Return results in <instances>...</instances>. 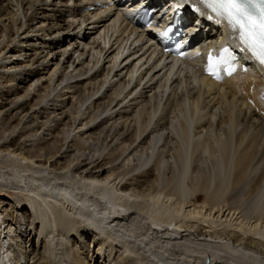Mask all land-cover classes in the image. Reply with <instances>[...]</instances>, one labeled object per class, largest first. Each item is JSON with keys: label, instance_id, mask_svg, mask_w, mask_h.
<instances>
[{"label": "bare ground", "instance_id": "bare-ground-1", "mask_svg": "<svg viewBox=\"0 0 264 264\" xmlns=\"http://www.w3.org/2000/svg\"><path fill=\"white\" fill-rule=\"evenodd\" d=\"M46 1L40 0L37 7L35 4L39 2L35 0H20V7L25 12L24 24L13 12L11 0L6 7L0 2V53L3 50L7 51L5 57L0 60V113L3 110H6V113L8 111L4 117L0 118V160L7 159L4 160L6 170L11 171L13 176L18 178L15 183L8 186L14 187L17 191H24L23 188H25L30 196L27 199V206L33 209L34 215L28 211L24 212L25 214L21 213L23 219L20 217V220L12 223L13 226L14 223L19 225L21 221L24 220L23 223L26 221L24 236L39 237L36 241L38 243L33 242L35 247L30 245L29 252L31 251L37 257L41 238L44 239L41 242H45L44 246L47 247V250L42 251V256L43 254L46 256L44 257L46 264H56L54 262L56 259L58 264L64 261L61 258L62 253L60 255L54 246L53 240L57 241L59 234L56 229L58 227L53 228L50 222L51 216L47 211L51 210L62 217V219L57 218L59 219L57 223L66 226L68 233L74 230L79 234L73 238L72 244L76 241L83 250L88 248L87 240L92 239L89 248H92L93 256L94 249L98 248L96 252L99 250L102 252L105 248L103 253H107L111 261L122 257L125 262L134 261L133 264H185L184 261L189 264L188 260L180 261L176 254L188 252L192 256L206 255L205 261L209 257L213 264L221 262L230 264L229 258L220 257L216 253V249L219 248L226 250L227 253L229 251L233 255H240L242 260L254 258L258 259L257 263L264 264V197L261 203H252L254 206L251 205L249 208V210L252 209L250 213L247 212L249 205L245 207V202L240 204L242 201H239L241 194L247 192L244 191L246 188L247 194L251 195L260 192L261 186H264L263 176L255 186L254 184L250 186L249 183L252 174L260 170L258 165L254 164H264V100L259 98V95L264 96V69L249 57H245L244 60L253 70L252 73H237L218 83L201 75V71L195 68L197 59L173 60L174 65L178 63L176 71L170 72L172 75L166 76L164 80L162 77L159 78L163 83L161 82L158 89L164 88V85L169 83V86L166 85L163 89V93L166 92L168 96L173 86L176 87L175 93L166 97L168 105L157 123L159 126L149 130L147 125L149 126L153 120L152 115L155 116L156 110L151 108L149 112L146 108L149 103L146 98L149 96L145 94L152 89V86L151 83H144L145 85L143 84L140 89L137 88L140 87L139 82L144 76L154 71L151 79L152 77L155 79L154 76L159 75L158 72L166 67L168 62L161 59L162 55L156 48L152 49L147 44L144 45L147 33L141 32L139 37V39L141 36L145 38L143 45H133L134 42H130L128 48H131V51L123 56V48L128 39L124 40V46L118 44L115 48L112 43L110 44V39L105 44L104 39L108 35L111 37L112 28L104 30L102 35L104 45L96 38H91V34L106 21L108 14L103 13L106 10L111 11L115 5L107 6L95 18L97 12L83 11L88 6L95 5L93 2L97 0ZM70 1L73 2L72 8L67 6ZM100 7L94 8L100 9ZM28 13L29 16H27ZM66 16L82 17V22H87L91 17L95 19L92 18V21L87 22L90 27L79 32L80 25L73 26V22H65ZM129 21L130 17L127 16L125 23L130 25ZM211 22L215 25L212 26ZM36 23L44 26L40 34L33 30ZM24 25L26 26L24 31L18 34ZM87 28L90 29L87 30ZM188 28L189 31L197 33L194 45L212 47L227 39L222 35L225 28L222 25L219 27L214 20L203 23V26L190 24ZM136 29L132 26L133 31ZM64 31L73 32L67 37H72L73 42H68L66 47L61 46L63 39L55 37ZM15 38L19 40L16 45L13 44ZM70 45H74L71 46V53L67 51ZM80 47L81 50H79ZM87 49L86 59L89 57V63L93 58L91 51L96 53L98 57L94 63L96 65L99 57L103 60L109 58L116 49L113 57H110L114 65L107 70L106 75L102 71L97 73L98 69H94L95 65L92 64L90 67L86 59L85 62L79 60ZM74 52L75 54L78 52L77 61L71 59ZM140 52L142 54H139ZM50 53L54 54L53 57L56 56L50 60H56L58 55L59 59L55 61L54 69L48 74V81L45 79L41 81L44 77L42 73L50 62V60L46 62ZM21 55H24L23 60L31 62L35 67L33 69L22 67ZM134 56L137 63L144 57L145 60L136 67L137 63L132 65L130 61V58L133 59ZM152 56H154L153 61L149 64L148 61ZM119 57H122L121 62L124 61L118 64ZM61 58H64V63L73 66L72 71H77V76H73L72 71L65 74V69L63 72L56 69ZM138 70H140L137 74L138 84L134 82L132 84V76ZM58 71L59 76H56ZM194 72L199 75V85L193 81V79L197 80L192 78ZM111 74L113 77L109 81L108 77ZM127 74L130 79H126ZM82 75L86 79L84 87L81 88V83L78 81L73 86H64L43 105L44 101L48 100L49 94L63 80L67 77L71 79ZM88 75L91 76L88 77ZM55 76V84H58L56 86L54 84L51 89ZM179 77L180 80L185 81L190 79V89L185 87V92L183 91L182 86H179ZM30 79H33L32 83L36 82L33 88L32 83L26 84ZM98 80L99 87H96ZM44 83L46 86L43 85ZM86 84L87 87H85ZM64 88L71 89V94L65 96L67 94L61 92ZM99 88H105L102 97L92 99L99 93ZM42 91H44L43 95L40 93ZM122 94L124 96L120 100ZM143 97L145 100H142ZM151 97L156 98V95ZM157 97L161 96L158 94ZM19 98L24 99L19 102ZM118 98L120 101H117ZM249 99L253 100V105L249 103ZM125 100L129 102L128 105H124L126 107H123L122 111H114ZM188 100L192 104L185 107ZM88 102L91 103L83 114L81 108ZM139 103L140 105L144 103L142 109H136ZM65 107H67L66 112L63 110ZM128 107L131 109L130 113H128ZM109 110L111 111L109 116L103 118V114L105 113L106 116ZM80 112L82 114L77 124L78 130L68 141L73 130L72 126L78 120ZM179 112L183 113L182 117H178L177 124L169 130V126L174 123L169 115ZM73 114L75 115L72 116ZM40 118H44L45 121L38 122ZM141 118H143L142 122H140ZM90 122L93 123L89 124ZM132 122L136 124L131 126ZM238 129H241L239 133ZM38 131L41 136L38 135L35 138ZM163 131L167 132V138L164 139V145H161L162 149L159 148L160 153L157 152L158 155L153 157L154 134L158 136L157 139H160L163 138L161 135ZM194 131L198 137L194 138ZM150 137L153 138L150 140ZM97 149H99L98 152H96ZM130 159L134 163L131 164V170L128 169ZM207 160L210 163L209 166L205 165L209 167L208 171L202 168L203 164H207ZM189 172L194 174V178L188 176ZM213 174L215 176L212 177ZM1 178L0 174V181H2ZM161 185H164V189H160ZM229 190H233L232 193L236 194L229 195ZM101 197L121 206L115 208L107 200L100 199ZM18 206L20 210H24L22 204ZM104 211L108 213L107 216ZM64 212H68V215L65 216ZM5 218L0 217L2 240L9 237L5 236L6 232H4ZM113 224L114 228L119 230L123 228L125 233L134 228L135 231H140L142 235L153 239L152 241L162 242L161 248L165 243L171 255L162 256L157 249L152 252L146 247H141L140 244H133L129 238L132 237L134 229L131 235L122 234V230H120L121 233L117 230L119 232L117 234L113 232L114 228L107 233L106 230H109ZM19 226L17 228L20 231L23 228ZM90 228L94 231H89ZM65 235L62 234L61 237ZM101 235L104 238L100 237ZM23 238L20 234L17 236V240L21 243ZM181 238L184 240L190 238L191 242L184 243H189L191 247L184 243L179 245ZM109 241L115 243L109 245L110 247L106 246L108 244L104 245ZM197 241L200 243L206 241L204 242L207 243L206 245L216 249L209 252L210 255L207 254L209 250L205 246L199 247L202 250L198 251L193 248L194 244L199 245ZM17 243H15L16 246H18ZM60 243L62 244V241ZM2 247L4 248V245H0V250ZM116 247L121 251L115 250ZM58 248L61 249V247ZM85 250L83 252L86 253ZM216 254L218 256H215ZM232 254L230 257L233 256ZM65 257L66 259L68 257L66 252ZM217 258L220 259L219 262ZM209 259L205 263H208ZM37 261L38 259L34 263L37 264ZM4 263L6 264L5 261ZM65 264H68L67 261Z\"/></svg>", "mask_w": 264, "mask_h": 264}, {"label": "rangeland", "instance_id": "rangeland-1", "mask_svg": "<svg viewBox=\"0 0 264 264\" xmlns=\"http://www.w3.org/2000/svg\"><path fill=\"white\" fill-rule=\"evenodd\" d=\"M32 1V0H31ZM38 4H35V6L37 5V7H38V5L40 4V0H35ZM48 1V0H47ZM46 1V2H47ZM100 1H105V0H97V2H100ZM0 2L4 5V7H6V6H8V4H10L9 3V0H0ZM11 2H12V4H13V12L15 13V15L16 16H18V18L21 20V22H22V24H24V22H25V20L26 19H23V15H24V13L25 12H23V8H21L20 7V0H18V2L16 1V0H11ZM49 2V1H48ZM89 2V1H88ZM25 3V2H24ZM23 3V4H24ZM93 3H95V2H93ZM17 4H19V5H17ZM68 7H73V2H68V5H67ZM98 7V6H100V5H90V6H88L86 9H84V11L83 12H87V11H94V12H97V15L95 16V18L98 16V15H100V13H102V10H104L105 8H107V6H101L100 7V9H95L94 7ZM108 7H112V5H108ZM26 8V7H25ZM19 11V12H18ZM116 10H114V9H112L111 11H109V10H106L103 14L104 15H107L108 14V16L105 18L106 19V21L103 23V25H101V27L99 26V28L94 32V33H92L91 34V38H96L97 40H99V42L102 44V45H104L103 44V40H102V35L104 34V30H106L107 28H109V29H111V32H110V34H112L111 35V37H110V35H108L107 37H105L106 39H104L105 40V44H107V42H108V40L110 39V44L112 43L113 44V47L115 48L118 44H122L123 46L125 45V41L128 39V41H127V44H126V46H125V48H123V50H124V54H123V56H125L126 54H128L129 53V51H131V48L129 49L128 48V46H129V43L130 42H134V44L133 45H138V46H141V45H143L142 43H144V41H145V38L144 37H142L141 36V39H139V37H140V35H141V31H140V29L138 28V29H136L135 31H133L132 30V26L131 25H127L126 23H125V21L123 20V18H125L126 17V14L125 13H123V14H117V12H115ZM113 12H114V14H113ZM27 16H29V13H28V15ZM91 16V15H90ZM27 18V17H26ZM72 16H66L65 18H64V21L65 22H69V23H71V22H73V26L75 25H77V24H79L80 26V28L78 29V31L79 32H81V31H83L86 27H90V25L89 24H87V22H89L90 20L92 21V18L93 17H91V19H89V20H87V22H82V17H79V16H77V17H75V18H73ZM95 18H93V19H95ZM82 22V23H81ZM36 26H35V29H33L34 31H36L37 33H42V29L44 28V26L42 25H40L39 23L37 24H35ZM25 25L24 26H22V29L21 30H19L18 31V34H20V33H22L23 31H24V29H25ZM83 27V28H82ZM124 27V28H123ZM126 27V28H125ZM38 29V30H37ZM83 29V30H82ZM90 28H87V30H89ZM124 29V30H123ZM123 30V31H122ZM33 31V33H36V32H34ZM76 32H77V27H76ZM126 32H127V34H126ZM71 33H73V32H69V31H64V32H60L58 35H56L55 37H58V38H60V39H63L64 41L61 43V46L63 47H66L67 46V44H68V42L69 43H72L73 42V38L71 37V38H67V37H69L70 35H71ZM126 34V35H125ZM78 35H82L81 33H78ZM100 35V36H99ZM94 36V37H93ZM100 37V38H99ZM125 40V41H124ZM137 40V41H136ZM19 42V40H18V38H15V40H14V42H13V44L14 45H16V44H18V42ZM87 41V40H86ZM123 43H122V42ZM82 42H84V41H82ZM81 42V43H82ZM116 43V44H115ZM146 43H144V45H145ZM12 46V45H11ZM71 46H74V45H70L69 46V48L67 49V51L69 52V53H71V50H72V47ZM82 46V45H81ZM75 47H73V49H74ZM88 48V47H87ZM152 49H154V48H152ZM79 50H81V47L79 48ZM87 51H88V49L86 50V53L84 54V56L82 55V57H80L79 58V55H78V52H76V54H75V52L74 53H72V57H71V59H72V61L73 60H75V61H77V57L79 58V60H82V61H84L85 62V59H86V55H87ZM7 51H5V50H3L2 51V53H0V60L3 58V57H5V53H6ZM116 52V49H115V51L114 52H112V56H110V57H113V55H114V53ZM90 54H93V58H92V61H90V63H89V57H87V59H86V63H89V66L91 67L92 66V64H94L95 63V60L96 59H98V57L96 56V53L94 52V51H91V53ZM139 54H142L141 52L139 53ZM54 55V54H53ZM53 55H52V53H50L49 55H48V58L46 59V62H48L47 60H50V58H55V57H53ZM138 55V54H137ZM136 55V56H137ZM52 56V57H51ZM122 56V57H123ZM136 56H134V58L132 59V58H130V61H131V64L133 65V64H135V63H137V59L136 60H134L135 59V57ZM21 57V61H23L22 62V67H25V69H33L34 67H35V65L33 66V64L30 62H28V61H26V60H23L24 59V55H21L20 56ZM66 57H67V55H66ZM106 58V59H102V57L100 58L99 57V62L97 63V65L96 64H94L95 65V68L94 69H98V71H97V73H99V72H103L105 75H106V73H107V70H110V67H112L113 65H114V63L112 64V58ZM122 57H119V60L117 61L118 62V64H119V62H121V59H122ZM58 59H59V55H58V58H56V60H54V59H52V60H50V62H49V64L46 66V70L42 73V74H44V77L42 78V80L41 81H44V79L45 80H47L48 81V74L50 73V72H52V70L54 69V63H55V61H58ZM64 58H61V60H60V62H59V64L56 66V69L57 70H60V72H63L64 71V69H65V74H69L68 72H71L72 70H73V66H69V64L68 63H64ZM145 60V57L143 58V59H141V60H139L138 61V63L136 64V67H138L139 65H141L142 63H143V61ZM124 61V60H123ZM122 61V62H123ZM136 61V62H135ZM153 61V56L149 59V61H148V63L150 64L151 62ZM117 62L115 63V65L117 66ZM121 62V63H122ZM163 62V61H162ZM162 62H161V64H162ZM64 63V64H63ZM86 63H85V65H86ZM147 63V64H148ZM28 64V65H27ZM30 64H32V65H30ZM35 64V63H34ZM160 64V65H161ZM64 65V66H63ZM67 65V66H66ZM64 68H63V67ZM115 66V67H116ZM177 66H178V63L176 64V65H174L172 62H168L167 63V65H166V67H164L162 70H160L159 72H158V74L159 75H155L154 76V78L155 79H153V77H152V79H151V76H152V73L154 72H150V74H148V75H146V76H144V78L139 82L140 84H139V86L140 87H138L137 89H140L141 88V86L145 83V84H150L151 83V86H152V89L150 90V91H148L145 95L146 96H149L148 98H146V100L150 103H148L147 104V106H146V108H148L149 109V112H151V108H153L152 110H156V114H155V116L154 115H152V118H153V120H151V122L149 123V126L147 125V127H149V130L151 129V130H154L157 126H159V124L157 125V123H158V121H159V119L162 117V113L166 110L165 108L167 107V105H168V102L166 101V97H169V95H171V93H172V95H173V93H175V90H176V87L175 86H173L172 88H171V90H170V93H169V95L167 96L166 95V92H164L163 93V89L165 88V86L167 85V87L169 86V83L168 84H166V85H164V88L163 87H161L160 89H158L159 88V85H161L162 83H163V81H161V80H159V78H161L162 77V80H164L165 79V77L166 76H171L172 74L171 73H174L175 71H176V68H177ZM65 67H68V68H65ZM89 67V68H90ZM160 67V66H159ZM170 68V69H169ZM142 69V68H141ZM140 69V70H141ZM172 69H174V70H172ZM195 69V68H194ZM140 70H138L137 71V73H135V74H133V79H132V84H133V82L134 83H137L138 84V72L140 71ZM105 71V72H104ZM168 71H169V73H168ZM171 72V73H170ZM167 73V74H166ZM72 74H73V76H77L78 75V73H77V71H72ZM102 74V73H101ZM166 74V75H165ZM123 75V74H122ZM181 75H183V74H181ZM56 76H59V71H58V74L56 75ZM56 76H55V78L53 79V82H52V85H51V89L53 88V85L55 84V81H56ZM91 75H88V77H90ZM102 76H103V74H102ZM68 77H69V75H68ZM67 77V78H68ZM112 74L108 77V80L110 81L111 79H112ZM126 77V76H125ZM181 77V76H180ZM180 77H179V79H178V81H180V84H179V86H182V88H183V91L185 90V87H187V88H189L190 89V79L188 78L186 81L185 80H180ZM65 79V80H63L62 82H61V84L60 85H58V87L54 90V91H52V93H50L49 94V96H48V100H46V101H44V103H43V105L45 104V103H47L55 94H57V93H59V89H62L64 86L65 87H67V86H73V85H75V82L76 81H78L79 83H81L80 84V86H81V88L82 87H84V83H85V77L82 75V76H79V77H74V78H71V79ZM130 79V77L128 76V74H127V77H126V79ZM183 78V77H182ZM192 78H195V79H197V80H194L193 79V81L197 84V85H199V83H200V81H198V79H199V75L198 74H196V72H194V74H193V77ZM185 79V78H184ZM3 80V79H2ZM31 80H33V79H30V81H28V82H26V84H29V83H32V81ZM114 80V82H116L115 81V79H113ZM137 80V81H136ZM150 80H151V82H150ZM153 80V81H152ZM108 81V82H109ZM126 81V80H125ZM189 81V82H188ZM8 82V81H7ZM15 82V81H14ZM98 82V84H96V87H99V80L97 81ZM162 82V83H161ZM186 82V83H185ZM25 84V85H26ZM46 83H44L43 85L44 86H46L45 85ZM58 84V83H57ZM57 84H55V86L57 85ZM83 84V85H82ZM144 84V85H145ZM187 84V85H186ZM34 85H36V82H34V83H32V85H31V87L33 88L34 87ZM85 87H87V84H86V86ZM107 87V83H106V85H105V88ZM105 88H102V89H100L99 90V93H97V95L96 96H94L92 99H97V98H99V97H102V95H103V93H104V91H105ZM167 89V88H166ZM86 90V89H85ZM127 90V89H126ZM87 91V90H86ZM169 91V90H168ZM180 91V90H179ZM62 93L64 92V93H66L67 95H65V96H68V95H70L71 94V89H65L64 88V90H62L61 91ZM127 92V91H126ZM137 92V91H136ZM185 92V91H184ZM41 93V95H43L44 94V91H42V92H40ZM87 93V92H86ZM156 95V98H158L159 100H157L156 98H153V97H151V96H153V95ZM158 94H159V96H161V97H157L158 96ZM121 96V95H120ZM119 96V97H120ZM123 94H122V96L120 97V100L123 98ZM23 99L24 98H19V102H22L23 101ZM119 100V98H118V100L117 101H120ZM128 101L130 100V99H127ZM127 100H125L123 103H122V105H120L117 109H115L114 111H117V110H119V111H122L123 110V107H126V106H124V105H126L127 103H129V102H127ZM142 100H145V97H143L142 98ZM91 102H88V104L86 103V104H84L83 105V107L81 108V112L83 113V112H85V110H86V108H87V106H89V104H90ZM186 106L185 107H188V105H190L191 106V102L188 100V101H186ZM128 105V104H127ZM138 105V107L136 108V109H142L143 108V105H144V103H141V105H140V103L139 104H137ZM153 106V107H152ZM150 107V108H149ZM155 107V108H154ZM169 107V106H168ZM35 108H37V107H35ZM93 108V107H92ZM111 108H113V107H111ZM110 108V109H111ZM34 110V109H33ZM65 112H66V110H67V107H65L64 109H63ZM128 110H129V112L128 113H130L131 111V109H130V107H128ZM94 111H96V110H94ZM114 111H112V112H114ZM79 113V115H78V117H77V121L75 122V124L72 126V132H71V134H70V137H69V139H68V141L72 138V136L73 135H75L76 134V132H77V130H78V128H77V124H78V122H79V120H81V114L82 113ZM86 112H88V111H86ZM7 113H8V111H7ZM6 110H3L1 113H0V118L1 117H4L6 114ZM111 113V111L109 110L108 112H107V114H106V116H105V113L103 114V118H107L108 116H109V114ZM181 112H179V113H174V114H170L169 115V117H170V119H171V121L172 122H174L171 126H169V130H172L173 129V127H174V125L175 124H177V119H178V117H182V114L183 113H181ZM84 114V113H83ZM11 115H14V113H11ZM75 114H73L72 116H74ZM83 116V115H82ZM84 118V117H83ZM102 118V119H103ZM144 118H145V116H144ZM44 119V118H43ZM42 118H40V119H38V122H44L45 121V119L43 120ZM131 119V118H130ZM142 120H143V118H141V120H140V122H142ZM95 121V120H94ZM93 121V122H94ZM93 122H90L89 124H91V123H93ZM95 122H97V121H95ZM136 123H134V122H132V124H131V126H133V125H135ZM155 124V125H154ZM147 127H146V129H147ZM241 129H242V127H241ZM241 129H238V133L240 132V130ZM195 133V134H194ZM193 134H194V138L195 137H198L197 135H196V132L194 131L193 132ZM38 135H40V132L38 131L37 133H36V136H35V138H37L38 137ZM156 134H154V140H155V142H154V150H153V153H152V155H154L153 157H156L160 152H158L159 151V148H160V150L162 149V147H161V145L163 144L164 145V139H165V137H166V135H167V132L166 131H163L162 132V134L161 135H163V138H160V139H157V137L155 136ZM41 136V135H40ZM153 137H150V140L152 139ZM167 138V137H166ZM168 138H170V137H168ZM248 139V138H247ZM169 141H170V139H169ZM151 146H152V144H151ZM65 149V148H64ZM98 150L99 149H97V151L96 152H98ZM157 150V151H156ZM151 151H152V149H151ZM157 152H158V154H157ZM261 154V153H260ZM151 155V156H152ZM206 157H207V155H205ZM4 160H7V159H4ZM4 160L2 161V160H0V170H2L3 168H4V170H2L1 171V176H2V178H1V180L2 181H0V214L2 213V215H0V217H3L4 216V218L6 217V214L8 215L6 218H5V227H6V230L4 231V232H6V235L5 236H9V237H7L6 239L4 238L3 240H2V237L0 236V245H4V248L2 247V249L0 250V264H5L4 263V261L6 262V264H35L34 263V261L35 260H37L38 259V261L36 262L37 264H46V259L44 258V257H46L44 254H43V256H42V251H43V249H45V250H47V247H45L44 245L46 244L45 242L44 243H42L41 242V240H44V239H39V241H40V243H41V245L39 246V248H38V252L40 253H38V255H37V257H35L36 255L35 254H32L31 253V251L29 252V250L31 249V244H32V246L33 247H35L34 246V243H38V242H36L37 241V239L39 238V237H34V236H31L30 238L29 237H27V236H24V234H23V230L27 227V223H26V221L23 223V221H21L20 222V226L19 225H17V224H13V226H12V223L14 222V221H16V220H20L19 218L21 217V213H27V211L29 212V213H31V214H33L34 215V211H33V209H30L28 206H27V203H28V201H27V199L30 197L28 194V192L27 191H25V190H27V189H25V188H23V190L24 191H17V190H15L14 189V187H12V186H8V185H12V183H15V181H16V179L18 180V178H15L14 176H13V174H12V172L11 171H9V170H6V168H5V166H4V164L6 163V161H5V163H4ZM154 161V160H153ZM173 161V160H172ZM171 163V162H170ZM169 163V164H170ZM130 164V165H129ZM129 166H128V169H130L131 170V166L134 164L133 163V161L130 159V161H129ZM132 164V165H131ZM172 165V164H171ZM205 165H207V166H209L210 165V163H209V161L207 160V164H203L202 165V168L204 169V170H206V171H208L209 170V167L207 168V166H205ZM254 165H258V168L260 169V170H258L257 172H255L254 174H252V178L249 180V183H250V186H252V184H254L253 186H255V184L257 183V182H259L261 179L260 178H262V176H263V179H264V172H263V168H264V164L262 165V164H254ZM260 165V166H259ZM253 166V165H252ZM146 168V167H145ZM144 168V169H145ZM150 168V167H149ZM152 168V167H151ZM263 169V170H262ZM262 171V172H261ZM4 172V173H3ZM191 174V175H190ZM188 176H190V177H193L194 178V174L193 173H191V172H189L188 173ZM213 176H215V174H213L212 175V177ZM254 178V179H253ZM253 180V181H252ZM6 181H7V183H6ZM254 181H256V182H254ZM11 182V183H10ZM254 182V183H253ZM6 184V185H5ZM262 184L264 185V180L262 181ZM12 188V189H11ZM253 188V187H252ZM252 188H250V190L252 189ZM160 189H164V185H161V187H160ZM263 190H264V186H261V193L260 192H257V193H252L251 195H248L247 194V192H248V189L246 188L244 191H247V192H245V194H241V196L239 197V201H242L240 204H244V202H245V207H246V205L248 206L249 205V207L247 208L248 210H249V208H251V205H253V204H255V202H259V203H261V199L264 197V192H263ZM231 191V192H230ZM233 192V190H229L228 191V194L229 195H234V194H236V193H232ZM232 193V194H231ZM4 194V195H3ZM11 194V195H10ZM12 194H14V195H16V196H14V195H12ZM260 194V195H259ZM11 196V197H10ZM243 197V198H242ZM256 197V198H255ZM261 197V198H260ZM252 200L251 202H250V199ZM257 198H259V199H257ZM243 199V200H242ZM245 199H246V201H245ZM15 200V201H14ZM17 201H18V203H17ZM253 203V204H252ZM9 204V205H8ZM20 204H22V206H23V208H24V210H20L19 208V206L18 205H20ZM65 204H67V203H65ZM24 205H25V207H24ZM254 206V205H253ZM3 209H4V212H3ZM20 210V211H19ZM247 210V212L248 213H250V212H252V209H250L249 211ZM264 211V210H263ZM50 212V213H49ZM24 213V214H25ZM47 213L49 214V216H51L49 219H50V222H52V225H53V228H55L56 226L58 227V228H56L57 230H58V236H57V241H55V240H53V238H50L51 240H53V242H55V244H54V246L56 247V249H58V253H60V255H61V253H62V256H61V258L62 259H64V261L63 262H61V264H65V261H67V263L68 264H133L134 263V261H126L125 262V260H123V258L122 257H117L116 259H114L113 261H111V257H109L108 256V254L107 253H103V250L105 249V248H103L102 249V252L99 250L98 252H96L97 250H98V248H96V249H94V256H93V252H92V248H89V246H91V240L92 239H88L87 241V247L88 248H85V249H83V250H85L86 251V253L85 252H83V250L80 248V245L79 244H76V241H74L73 242V244L71 243V241L73 240V238L74 237H77L79 234H77V232L76 231H74V230H72V231H70L69 233H68V229H66V226H62L63 224L61 223V224H59V223H57L58 222V220L59 219H62V217H60V216H58L57 215V212H51V210H49V211H47ZM65 214V216L66 215H68V212H64ZM54 214V215H53ZM56 218H55V217ZM263 216H264V212H263ZM59 217V219H57ZM22 218V217H21ZM23 219V218H22ZM60 225V227L58 226V225ZM8 225H11L10 227L8 226ZM75 225V224H74ZM20 227V228H23V229H21L20 231H19V229L17 228V227ZM62 227L64 228V229H62ZM115 227V225L113 224V225H111V227H109V230H106L107 231V233H108V231L109 232H111L112 231V229ZM11 228V229H10ZM88 228V227H87ZM125 228V227H124ZM15 229V231H13ZM110 229H111V231H110ZM134 229V228H133ZM133 229H130V231H128V232H126L125 233V231H123V228H121L120 230H122L123 232H122V234H127V233H132L133 232ZM9 230V231H8ZM62 230H63V232H62ZM66 230V231H65ZM117 230H119L118 228H114L113 229V232H115V233H117V234H119V232H120V230H119V232L117 231ZM125 230V229H124ZM74 231V232H73ZM89 231H94L92 228H90L89 229ZM9 232V233H8ZM13 232H15V233H13ZM76 232V233H75ZM135 232L137 233V234H135ZM143 232V231H142ZM99 233V232H98ZM121 233V232H120ZM5 234V233H4ZM19 234H20V236L23 238V240H22V243H21V241L20 240H17V236H19ZM56 234V231H55V233H54V235ZM64 235V234H66L65 236H63V237H61V235ZM72 235V236H71ZM99 235V234H98ZM131 235V234H130ZM100 237H103L104 238V236H100ZM130 237V236H129ZM128 237V238H129ZM33 238H35V240L33 239ZM59 238H60V240H59ZM62 238V239H61ZM65 239V240H64ZM64 240V241H63ZM129 240H131L132 241V243L133 244H135V245H141V247H146V249L148 250V249H150L152 252H153V250H156L158 253H159V255H162V256H168V254L169 255H171V252L168 250V249H166V244L164 243V249H163V247L161 248V244H163L162 242H159V241H152L153 239H151V238H149L148 236H145V235H142L141 234V232L140 231H135V229H134V233L132 234V237H130L129 238ZM154 240H156V239H154ZM181 240V242H179V245H181L182 243H184V242H191V239L189 238H187L186 240H184L183 238H181L180 239ZM189 240V241H188ZM20 241V242H19ZM35 241V242H34ZM62 241V244L60 243ZM130 241V242H131ZM141 241V242H140ZM18 242V243H17ZM34 242V243H33ZM152 242V243H151ZM198 242V241H197ZM196 242V243H197ZM204 242H206V241H202L201 243L203 244ZM5 243V244H4ZM10 243V245H8ZM15 243H17V245L18 246H16V244ZM20 243V244H19ZM57 243V244H56ZM59 243V244H58ZM90 243V244H89ZM115 243V242H114ZM112 241H109V243H104V245L105 244H108V245H106V246H108V247H110L109 245H112V244H114ZM161 243V244H160ZM181 243V244H180ZM200 243V241L198 242V244L199 245H196V244H194L193 245V248H196L198 251H201L202 249H199V247H203V246H205V248L206 249H208L209 251L207 252V254H211V253H209V252H212V251H214V249H216L215 247H212V246H209V245H206L207 243H204L203 245ZM11 244H12V246H11ZM189 245L190 246V244L189 243H184V245ZM193 244V243H192ZM208 244H213V243H208ZM217 244H219V243H217ZM7 245H8V248H7ZM20 245V246H19ZM57 245V246H56ZM115 245H117V244H115ZM146 245V246H145ZM37 247H38V245H36ZM101 246H102V244H101ZM196 246V247H195ZM209 248H208V247ZM58 247H61V249L60 248H58ZM103 247H105V246H103ZM191 247V246H190ZM63 248V249H62ZM161 248V249H160ZM212 248V249H211ZM7 249V250H6ZM115 250H117V251H119L120 250V248H118V247H116V249ZM149 250V251H150ZM171 250V249H170ZM217 251H216V253H218V255L221 257H225L226 256V258H229V263L230 264H250V262L252 263V264H256L257 263V260L258 259H254V258H252V259H250V258H246L245 260H242L241 258V256L239 255L238 256V254H232V253H230L229 251H228V253H227V251L226 250H220L219 248H217L216 249ZM219 250V251H218ZM5 251V252H4ZM63 251V252H62ZM108 251V250H107ZM121 251V250H120ZM169 251V252H168ZM223 251H225V252H223ZM2 252H4L3 254H2ZM24 252H25V254H27V255H25L24 254ZM65 252H66V254H67V259H66V257H65ZM177 252V251H176ZM175 252V253H176ZM221 252V253H220ZM28 253H29V256H28ZM101 253V254H100ZM127 254H129L128 252H126ZM167 253V254H166ZM181 252H178V253H176L177 254V258H180L181 260L180 261H184V260H188L189 262V264H213L212 263V261L209 259V257H208V259H209V262L208 263H205L206 261H205V258L207 257L206 255H202L201 257L198 255V256H196V254L195 255H193L192 256V254L191 253H188V252H182L181 254H180ZM187 253V254H186ZM224 253V254H223ZM107 254V255H106ZM180 254V255H179ZM231 254L234 256V257H236V258H234L233 256L232 257H230L231 256ZM5 255H7V257H5ZM185 255V256H184ZM217 254L215 255V256H218ZM28 256V257H27ZM213 256V255H212ZM227 256H229V257H227ZM63 257H65V258H63ZM92 257V258H91ZM97 257H99L98 259H97ZM102 259H101V258ZM239 257V258H238ZM82 258V259H81ZM167 258V257H166ZM169 258V257H168ZM234 258V259H233ZM81 259V260H80ZM122 259V260H121ZM237 259H238V261H237ZM248 259H250V260H252L253 261V259L255 260V262L256 263H254V261L252 262V261H250V260H248ZM119 260H121V261H119ZM217 262H219L220 261V259H218L217 258ZM242 260V261H241ZM247 260V261H246ZM78 261H80L79 263H77ZM124 261V262H123ZM234 263H233V262ZM236 261V262H235ZM244 261V262H243ZM54 262H56V264H58L57 263V259L54 261ZM70 262V263H69ZM82 262V263H81ZM185 262V264H187V262L186 261H184ZM249 262V263H248ZM218 264H223L222 262L221 263H218ZM257 264H259V263H257Z\"/></svg>", "mask_w": 264, "mask_h": 264}, {"label": "snow or ice", "instance_id": "snow-or-ice-1", "mask_svg": "<svg viewBox=\"0 0 264 264\" xmlns=\"http://www.w3.org/2000/svg\"><path fill=\"white\" fill-rule=\"evenodd\" d=\"M210 13L226 21L240 44L264 66V0H200ZM216 64L209 57L208 74Z\"/></svg>", "mask_w": 264, "mask_h": 264}]
</instances>
